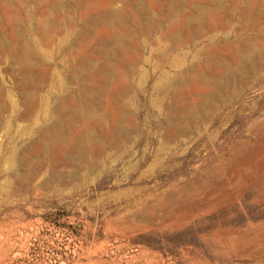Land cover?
<instances>
[{
	"label": "rangeland",
	"instance_id": "obj_1",
	"mask_svg": "<svg viewBox=\"0 0 264 264\" xmlns=\"http://www.w3.org/2000/svg\"><path fill=\"white\" fill-rule=\"evenodd\" d=\"M19 1L25 4L24 12L17 14L20 32L36 44L32 64L37 106L29 121L11 118L8 96L23 112L21 95L28 89L17 88L23 74L13 62L16 53L1 56L0 264H264V53L224 89L211 93L196 86L190 92L188 87L175 101L153 90L157 83L180 80L184 73L203 67L210 46L223 55V41L252 39L251 29L240 31L239 13H233L231 23L193 39L160 65H156L157 48L151 52L146 39L133 31L130 39L140 42L143 56L138 66L142 77L130 80L131 96L122 103L131 115L130 139L121 146H106V155L85 149L88 159L78 170L72 158L79 125L70 131L72 124L66 125L55 111L60 104L75 101L88 106L86 97L75 96L83 81H71L79 67L71 45L77 34L80 39L86 35L80 14L87 4L58 0V5L72 8L68 10L72 25L60 34L56 28L55 41L42 52L34 21L38 6ZM140 3L148 12L144 24L161 23L155 30L159 38L170 23L165 21V0ZM98 18L93 12L89 15L92 37L100 29ZM91 36L85 40L89 41L85 54L90 57L95 48ZM9 45L16 50L19 44L13 40ZM132 53L125 50L127 56ZM98 96L93 100L109 111L111 101ZM183 103L190 105L184 111L178 109ZM168 111L175 117L188 116L166 130L162 126ZM36 120L43 127L57 124L71 142L47 155L33 149L30 142H23L32 134L21 140L17 132L33 131ZM99 134L95 140L104 144ZM12 151L22 160L24 172L15 173V180L13 175L6 184L4 170ZM36 166L42 167L39 176L34 175Z\"/></svg>",
	"mask_w": 264,
	"mask_h": 264
},
{
	"label": "bare ground",
	"instance_id": "obj_2",
	"mask_svg": "<svg viewBox=\"0 0 264 264\" xmlns=\"http://www.w3.org/2000/svg\"><path fill=\"white\" fill-rule=\"evenodd\" d=\"M24 2L37 4L38 6H36V13L38 15L34 13L37 15L34 17L35 29L37 31L36 35L40 40V51L47 52L44 47L49 46L55 41V29L59 28L60 34V31L66 32L67 26L72 25V20L68 15V10L71 11L72 8L63 7L62 4L61 6L58 5L60 3L58 0H24ZM83 2H86L87 5L80 14V20L83 21L86 27L85 34L87 36H91L92 34L89 31L90 29H88V25H90L89 15L92 12L99 17L98 23L100 29L98 28V33L93 34L94 37L91 36V41L95 43V48L92 49V47V50H90L91 57L85 54V51L89 48V41H85L87 36L85 35L80 39V36L77 34L74 37V45L72 43L71 48L73 54L76 56L75 60H77L76 62H78L79 67L77 70H73L71 81H83V86L77 89L75 96L86 97L88 106H84L83 101H75V105L67 106L66 104H60L55 111L56 116L60 120H63L66 125L72 124L70 131L73 130V125H79V127H76L78 128L77 133L74 134L76 138L74 144L76 155L72 158L73 163L70 162V164L72 163L77 166L78 170H80L81 166H83L82 164L88 159V156L85 157V149L94 152L96 155H100L104 153L106 146L111 144L121 146V144H124L130 139V128L132 126L129 124L131 123V115L126 112L122 103L131 96L129 87L130 80L138 76L142 77V72L138 66L143 56L142 49L137 44L139 41L135 40L137 41L135 43L134 40L131 41L130 39V34L133 31H136L137 34L146 39L147 46L152 47L151 52L155 47L160 52V54L155 56L156 65L166 63L165 58H169L177 50H183L184 45L193 42V39L196 40L202 34L209 33L211 30L227 24L226 22H230L233 13H239V17L237 18L242 24L240 31L251 29V32L254 33L252 39L241 40L238 43L223 41L221 44L222 49L225 51L223 55L220 54L216 46H210L208 54L206 53L207 55H204L202 58L203 62L205 60L203 67L193 68L195 70L193 73H184L183 78L180 80H167L157 83L153 90H161L162 96L168 101L183 95V90L188 87L191 88L190 92L194 91L196 86H201L200 89L211 93L214 90L221 89L228 81L230 82L234 78L241 77L244 68L264 53V0H165L167 6L166 12L164 13L167 17L165 21H169L170 23L159 38L155 37V30L161 26V23L154 21H149L146 24L143 23L145 20L144 17H148L146 15L148 12L140 3V0H97L95 2L92 0H82L80 4ZM116 3L121 4L122 8L113 9L112 6ZM24 5L19 0H0V60L1 56L16 53L13 62L21 68L23 74L22 80L16 85L18 89H28L27 92L21 95L20 104L26 106L23 112L19 111L20 106L17 101L10 95L8 96L12 114L11 118L13 119L14 116L15 121H29L32 115H34L37 106V99L35 98L37 92L36 90L33 91L37 87L34 79L36 75L33 76L34 65L32 64L35 58L32 49L36 47V44L34 39L30 37L25 38L23 33H21L22 31L20 32L22 21L17 17L18 13L22 14L24 12ZM128 8H132L133 13L136 15L133 16V13H130L131 11ZM53 16L56 17L55 20ZM133 17L136 19H133ZM176 17L179 19H174ZM59 37L58 40H60ZM13 40L19 44L16 50L9 45V42ZM143 43L144 41L142 40ZM143 45L146 46L145 43ZM217 45L220 46V44ZM161 46H164V49ZM125 50L133 53L127 56ZM134 53H136L135 57ZM96 58H99L102 62L98 61L99 63H97ZM94 65L99 66V68L96 66V69ZM118 69L122 71L120 75L116 73ZM115 82L117 83L115 84ZM35 85L36 87L34 88ZM28 87L31 89L29 90ZM96 94L97 96L98 94L105 96L111 101L109 102V111L106 112L99 108L98 99L96 101L93 100ZM157 101V98L153 99V104ZM1 104L3 103L1 102ZM185 105L184 103L179 105L178 109L184 111L185 107L190 106ZM1 113L2 107L0 106ZM186 114H179L175 117L171 111H168L162 127L170 130L174 121L177 123L182 119L186 120L188 116ZM34 124L36 128L33 131L21 130L17 132V136L23 140L24 137L32 134L30 138L23 140V142H30L33 149H37V151L44 155H47L50 150L58 149L59 151L63 149L71 140L69 136L67 137L68 134L65 133V130L63 128L61 129L57 124H49L43 127L38 125L37 120ZM107 124L109 126L105 128ZM97 133H100L98 137L104 139V144L98 142V138L97 141L95 140ZM15 153L12 151L6 159L7 167L4 170V175L9 178L6 184L9 183L10 178L15 173L22 172L21 169L24 164ZM41 168L39 169L37 167L38 170L36 173L34 172V175H37L41 171ZM20 174L19 176H22L24 181L23 174ZM13 177L15 180V175ZM31 180H33V177Z\"/></svg>",
	"mask_w": 264,
	"mask_h": 264
}]
</instances>
